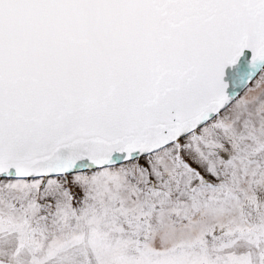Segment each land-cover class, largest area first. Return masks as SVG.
<instances>
[{
    "label": "snow or ice",
    "instance_id": "obj_1",
    "mask_svg": "<svg viewBox=\"0 0 264 264\" xmlns=\"http://www.w3.org/2000/svg\"><path fill=\"white\" fill-rule=\"evenodd\" d=\"M0 264H264V0H0Z\"/></svg>",
    "mask_w": 264,
    "mask_h": 264
}]
</instances>
